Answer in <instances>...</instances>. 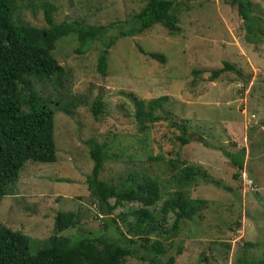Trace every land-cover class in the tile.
<instances>
[{
  "label": "rangeland",
  "instance_id": "374dc122",
  "mask_svg": "<svg viewBox=\"0 0 264 264\" xmlns=\"http://www.w3.org/2000/svg\"><path fill=\"white\" fill-rule=\"evenodd\" d=\"M145 1L17 0L11 18L15 24L46 27L42 8L48 3L54 23L122 22L127 26ZM251 2L256 6L252 15L264 20V0ZM174 10L177 33L169 34L156 23L138 34L116 38L108 48L104 74L96 69L102 48L99 40L92 41L82 53L76 52L78 43L72 33L54 42L51 54L61 67L59 75L56 80L33 81L30 91L48 99L51 107L58 105V99L65 102L72 98V112L54 110L55 159L25 161L9 193L0 198V224L25 234L29 253L46 246L57 211L78 215L75 226L64 229L61 235L100 229L104 215L85 183L92 162L84 141L91 137L106 149L98 173L106 183L119 185L143 174L158 182L161 199L183 194L204 201L192 219L179 220L171 237L149 235L163 248L172 245L160 259H171L173 264H257L261 258L264 38L246 39L244 25L228 0H174ZM137 47L160 53L164 60L150 58ZM222 61L238 71H225L210 80L209 69L220 67ZM198 69L206 70L192 73ZM158 96H166L154 109L158 119L139 130L135 99ZM96 98L100 109L93 118L90 104ZM171 121L185 126L188 143L179 144V130L170 126ZM241 147L242 169L233 176L236 168L224 152L234 153ZM182 163L219 185L195 175L194 185L178 190L174 176L182 172ZM245 178L252 183L246 185ZM161 199L150 207L152 211L157 212ZM135 207L137 203L123 202L108 216L124 231L133 218L126 214L121 222L118 215ZM172 219V213L165 215V227H170ZM125 262L139 261L126 257Z\"/></svg>",
  "mask_w": 264,
  "mask_h": 264
},
{
  "label": "trees",
  "instance_id": "16d2710c",
  "mask_svg": "<svg viewBox=\"0 0 264 264\" xmlns=\"http://www.w3.org/2000/svg\"><path fill=\"white\" fill-rule=\"evenodd\" d=\"M16 1L0 0V198L9 193V186L18 178L25 161L51 162L55 159L54 110L71 113L73 99L65 102L58 99V105L51 107L48 105V99L32 93L30 87L33 81L57 79L61 67L51 51L58 38L72 33L78 43L75 48L78 53L86 50L92 41L99 40L102 48L97 55L96 69L104 74L108 48L116 38L138 34L156 23L163 26L169 34L179 31L174 0H146L139 11L132 15L127 26L122 22L121 26L115 22L105 25H81L75 21L54 23L51 8L48 3H44L42 11L46 27L41 28L13 22L11 15ZM228 1L235 6L236 13L244 25L246 39L258 41L264 38V20L252 15L256 6L251 0ZM137 49L150 58L164 60L160 53L144 51L140 47ZM205 70H192V73L198 74ZM225 71L238 70L229 62L222 61L220 67L209 69L208 78L213 80ZM163 99L165 100L166 96L148 100L135 99L134 115L139 130L143 131L147 127L146 123L158 119L154 109ZM99 109L100 103L96 98L90 104L93 118ZM169 124L179 130L177 139L180 145L189 142L182 123L171 121ZM84 143L92 162L90 173L85 179L86 189L104 215L100 229L86 234L61 235L60 232L64 229L75 226L78 215L73 211H57L53 216L51 233L46 238V246L29 253V238L19 230L0 224V264H173L170 263L171 259L159 258L172 245L163 248L160 241L150 240L149 235L165 234L171 237L177 230L179 220L192 219L197 207L204 201L183 194L168 195L161 199L158 182L143 174L137 179H127L119 185L108 184L98 178L102 162L106 158L103 143H98L91 137ZM224 155L236 168L233 176H237L242 169L244 148L241 147L234 153L224 152ZM181 171L174 176L178 190L194 185L195 175L219 185L218 181L200 174V171L192 166L183 164ZM178 192L180 194V191ZM109 199H112V203H109ZM160 199L157 212L152 211L153 208L150 207ZM123 202L138 204V207L125 214L119 213L121 222L126 220V214L133 218L126 223L124 231L118 227L113 217L108 216ZM168 213H172L173 219L170 227H165V215ZM111 227L113 230H110ZM112 235L116 236V239L112 240ZM176 252H179V249H176ZM126 257H132L139 262L126 263ZM257 264H264V244Z\"/></svg>",
  "mask_w": 264,
  "mask_h": 264
},
{
  "label": "built area",
  "instance_id": "2783aa9c",
  "mask_svg": "<svg viewBox=\"0 0 264 264\" xmlns=\"http://www.w3.org/2000/svg\"><path fill=\"white\" fill-rule=\"evenodd\" d=\"M245 181H246V185H250L252 183V180L249 178H247V179L245 178ZM251 187H252V185H251Z\"/></svg>",
  "mask_w": 264,
  "mask_h": 264
}]
</instances>
